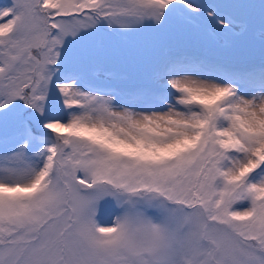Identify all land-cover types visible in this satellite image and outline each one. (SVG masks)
<instances>
[{
	"label": "snow or ice",
	"instance_id": "1",
	"mask_svg": "<svg viewBox=\"0 0 264 264\" xmlns=\"http://www.w3.org/2000/svg\"><path fill=\"white\" fill-rule=\"evenodd\" d=\"M0 264H264V0H0Z\"/></svg>",
	"mask_w": 264,
	"mask_h": 264
},
{
	"label": "rangeland",
	"instance_id": "2",
	"mask_svg": "<svg viewBox=\"0 0 264 264\" xmlns=\"http://www.w3.org/2000/svg\"><path fill=\"white\" fill-rule=\"evenodd\" d=\"M224 40L216 41L213 37H198L191 33L176 34L170 41L172 51H190L201 55L216 56L222 55L226 58L234 57L229 48H221L224 45ZM126 48H142L145 46V38H134L122 43ZM251 58V57H249ZM98 70L101 72L114 71L121 74H132L135 69L131 64H122L119 62H101L98 65Z\"/></svg>",
	"mask_w": 264,
	"mask_h": 264
}]
</instances>
